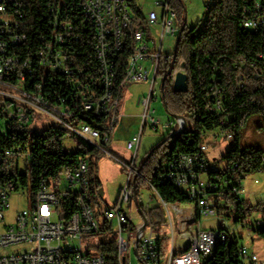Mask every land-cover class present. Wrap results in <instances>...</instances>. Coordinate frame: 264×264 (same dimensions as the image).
Segmentation results:
<instances>
[{"label": "built area", "instance_id": "built-area-1", "mask_svg": "<svg viewBox=\"0 0 264 264\" xmlns=\"http://www.w3.org/2000/svg\"><path fill=\"white\" fill-rule=\"evenodd\" d=\"M23 1L0 0L1 135L11 132V125L30 128L34 121L54 122L50 127H62L79 136L96 152L107 153L115 159L116 156L108 152L113 134L109 130L121 119L115 81L119 59L129 35L133 37L134 49L127 59L124 82L127 85L145 83L149 85V91L139 98L144 110L141 128L126 143L131 159L129 162L120 161L127 171L126 185L121 188L117 203L100 213L95 212L89 198L88 176L92 158L80 155L73 160L72 169L63 173L59 186L49 184L44 176H40L32 208L17 212L14 224L7 225L11 193L20 188L19 178L10 175L11 160L30 151L26 152L23 145L7 148L0 143V250L15 248L11 253L0 255V264H108L104 253L94 251L95 246L88 247L93 249V254L84 253L83 239L99 234L103 229H113L119 235L116 264H203L216 247L228 244L230 233L226 227L210 230L199 226L197 230L187 231L188 221L193 217L184 218V210L178 205L166 203L154 187L148 196L149 201H138V205L144 215L159 206L168 215L173 212L175 216H181L179 229L184 231L180 242L176 241L172 225V234L170 237L167 235L169 251L163 256L159 247V239L163 235L155 234L150 219L146 217L148 224L145 228L143 218L138 225L133 222L135 197L138 200L132 186L139 175L138 148L146 127L158 130L159 122L150 107L157 98V83L163 80L160 73L173 60L174 52L165 51L164 40L180 33L177 15L169 6L170 0H156L147 14L143 12L147 30L143 28L145 25L136 24L131 0H83L77 5V11L72 9L70 13L49 3L46 8L52 17L47 23L48 32L37 35L38 44L33 51L30 50L33 46L26 44L27 34L20 30V19L25 15L21 7ZM69 14L74 18H70ZM154 25L159 26L161 32L158 43L149 33V28ZM243 28L252 31L264 28L261 3L257 4L256 13L247 11ZM86 34L94 41L97 75L79 63L76 45ZM25 49L29 55L23 53ZM32 54L36 57H31ZM181 71L184 72V69ZM211 91L214 103L209 111L216 113L222 110L224 98L217 80ZM176 121L182 130L193 126L189 121L186 123L183 117ZM221 125L224 126L225 122L222 121ZM174 126L175 123H169L165 128L173 130ZM202 137L205 142L197 152L174 155L160 176L162 184L182 191L194 204L199 222L203 217L218 215V200L211 195L220 198L222 193V184L216 176L210 175L220 168L215 159L210 158L209 143H218L223 137L232 141L233 134L220 128L203 133ZM29 159L32 164L31 153ZM262 160L264 163V157ZM261 172L264 170L257 173ZM230 182L229 178H225L223 184ZM255 183L260 181L255 180ZM231 184V195L239 196L242 180ZM72 194L77 196V210L64 219L61 203ZM156 199L162 205L152 206ZM230 207L227 206L228 209ZM259 226H264V217ZM133 254L135 261L131 259ZM237 255L243 264L244 261L264 264V259L246 247H241Z\"/></svg>", "mask_w": 264, "mask_h": 264}, {"label": "trees", "instance_id": "trees-1", "mask_svg": "<svg viewBox=\"0 0 264 264\" xmlns=\"http://www.w3.org/2000/svg\"><path fill=\"white\" fill-rule=\"evenodd\" d=\"M83 0H24L21 4L24 17L20 19V30L27 34L26 44L33 51L37 46V35L48 32L47 23L52 17L47 11V4L52 3L60 6L64 11L77 9V5ZM133 11L137 18V25H147L138 0H131ZM261 3L264 10V0H215L205 6L204 26L202 29L195 27L191 30L184 27L185 8L181 0H170V8L176 13L180 31L183 29L179 40L176 42V61L167 66L160 75L162 79L171 71L165 82L163 96L167 105L166 111L172 117H183L193 126H189L181 135L171 138L178 129L174 126L172 132L164 140V144L149 157L144 164L145 158L138 165H143L141 173L135 179L133 187L136 190L138 201L141 200V191L151 190L154 187L161 198L169 204L181 205L192 202L180 190L169 184H162L160 176L164 167L176 154H193L205 142L202 135L213 132L220 128L233 134L230 141V149L223 158L227 162L225 168L212 172L218 182L222 184L225 199L228 205H234L238 215L236 223L246 221L244 203L237 194H232L231 183L244 179L245 176L264 170V152L260 150H247L241 148V136L247 127L249 120L254 115H259L264 120V28L260 30H246L243 22L248 10L256 13L257 4ZM77 11V10H76ZM70 18L74 15L69 14ZM89 34L83 35L80 43L76 45L80 65L87 71L97 75V62L95 60L94 41ZM88 36V37H87ZM26 46V45H25ZM134 41L129 35L126 38L125 50L119 59L117 78L115 81V96L120 103L126 91L127 84L124 82L127 70V59L133 54ZM29 55L28 50H23ZM31 57H36L35 54ZM174 57V53H173ZM184 69L187 75L188 92L177 93L174 91L175 73ZM217 80L219 89L223 95V108L221 111L212 113L209 107L214 103L211 87ZM225 125L222 126L221 122ZM115 126L109 131L113 132ZM11 132L6 136L0 134V143L7 148L20 145L28 150L33 156V163L27 167V172L22 174L19 170L10 173L18 177L22 186L31 192V201L38 188L39 177L44 176L49 184L59 186L62 183V175L72 169L73 160L80 155H97L93 147L85 142L79 143L78 151L70 154L65 151L63 140L66 136H74L62 127L52 126L44 134H39L32 128L21 125H11ZM173 139V140H172ZM213 150L218 143H211ZM210 147V148H211ZM216 162V161H215ZM217 165V163H216ZM218 167V165H217ZM219 168V167H218ZM97 173V162L90 164L89 177L94 178ZM225 178L231 181L228 185L223 184ZM95 181L90 184L89 198L96 194L98 185ZM239 199V200H238ZM61 215L68 219L77 210V196L69 195L61 203ZM144 209V207H143ZM103 209H100V213ZM145 217L149 218L153 229L161 230L168 224L165 211L159 207H153ZM264 217V213L263 216ZM106 229H103V231ZM256 234L264 239V226L256 229ZM230 233V232H229ZM226 245H219L213 254L206 258L203 264H243L238 257L240 247L237 241L231 240ZM159 247L163 256L169 251V237L165 234L159 239ZM98 251L104 253L108 264H116L118 251L116 242L98 246Z\"/></svg>", "mask_w": 264, "mask_h": 264}, {"label": "rangeland", "instance_id": "rangeland-1", "mask_svg": "<svg viewBox=\"0 0 264 264\" xmlns=\"http://www.w3.org/2000/svg\"><path fill=\"white\" fill-rule=\"evenodd\" d=\"M215 0H181L183 7L185 8L186 16V25L189 30L199 27L202 29L204 26V17H205V6L207 4L213 3ZM156 0H138L139 5L142 8V11L147 14L151 6L154 5ZM157 11H159L157 9ZM145 28V26L143 27ZM149 33L152 34L153 39L156 43L159 42L160 38V28L157 25H154L149 28ZM178 36L167 37L164 40L165 51L174 52L175 45L177 42ZM161 82L159 80L156 87L155 96L157 97L155 101L151 103V110H154V116L158 123V130H152L150 126L146 127L143 132L141 139V144L138 151V163L145 158L146 153H150L155 147L162 143L172 132L170 128H165L169 123H175L178 126V129L174 132L177 133L180 129V125L177 123L176 119L170 116L162 100L161 92ZM149 91V85L143 83H131L127 85L125 94L120 103V113L125 115L127 123V129L123 133L124 135H119L122 137L121 142L124 143L127 140L126 134L130 131H139L142 124V115L144 110L142 106L138 105L139 96L147 95ZM126 106V109H125ZM51 122V121H50ZM55 123L52 122L49 124V121L46 123L42 121H34L30 128L36 131L39 134H44L51 125ZM122 124L119 123L115 126L113 132V141L110 143L108 152L116 156L114 159L107 153H98L97 155H88L89 158H92L93 163L97 160V173L92 179L88 176L89 183L95 181V185H98L95 196L91 198L90 202L96 213L100 209H106L107 207L113 206V204L118 200L120 189L126 185L127 171L124 168L122 162H129L131 159V152L120 145L119 148H115L114 141L117 140L118 133ZM173 133V134H174ZM74 136H66L63 140L64 149L66 152L73 154L78 151V145L82 139L73 134ZM173 140V139H172ZM210 140V139H209ZM208 141V140H207ZM209 142H212L211 140ZM211 144V143H209ZM241 148L244 151L247 150H260L264 152V120L259 115H254L248 122L247 127L242 132L241 136ZM230 149V141L226 138H221L218 142V147L213 150L210 149V158L215 159L219 168H225L227 162L223 159L227 152ZM29 153L24 154L20 157H15L11 160L10 172H15L19 170L20 173L25 174L27 172V167H30L31 161L29 159ZM118 159V160H116ZM255 180H259L260 183L256 184ZM151 194V190L144 189L141 191V200L140 203H146L149 201L148 196ZM217 195L212 194L211 198L218 200V215L216 217H203L200 222L198 221V216L194 211V204H181L178 205L180 209L185 211L183 215L184 218L190 216L192 212L194 220L188 221L187 231L197 230L199 226L203 229L218 230L220 228L226 227L230 232L231 240L237 241L238 246L246 247L250 252H255L261 259H264V239L260 238L256 234V229L259 227V222L262 219L264 213V172L250 174L247 178L242 180V191L239 194L238 198L243 202L245 212H246V221L236 223L235 219L237 214L234 210V205H230V209L227 208L228 204L225 199V193L222 191L220 198ZM162 205L159 199L154 200L152 206ZM33 206L31 201V192L20 184V188L16 192L11 193V209L6 216L7 225L14 224L15 215L17 212L23 210H30ZM168 224L161 230H156L155 234L157 235H170L172 234V225L175 230L176 241L180 242V236L184 230L179 229V221L181 216H175L173 212L168 215ZM142 221V216L137 208V205L133 206V222L134 224H140ZM172 222V223H171ZM119 239V235L115 230L111 231H102L99 234L94 236L85 237L83 239L84 253L93 254V249H88V247H97L94 251L98 250V246L103 244H110L116 242ZM14 247H10L5 251L0 250L1 254L11 253L14 251ZM132 261H135V255H132ZM244 264H248L247 261H244Z\"/></svg>", "mask_w": 264, "mask_h": 264}, {"label": "water", "instance_id": "water-1", "mask_svg": "<svg viewBox=\"0 0 264 264\" xmlns=\"http://www.w3.org/2000/svg\"><path fill=\"white\" fill-rule=\"evenodd\" d=\"M186 24H187V23H186V18H185L184 27L186 26ZM184 27H183V29L180 31V33H179V35H178V38H177V41L179 40V37H180L181 33H182L183 30H184ZM176 47H177V45H176ZM176 57H177V50H174L173 63L176 61ZM172 71H173V66H172L171 71H170V72H169V73L163 78V80H162V85H161L162 100H163V103H164V107H165V108H167V105H166V103H165V99H164V96H163V92H164V88H165V82H166V80L168 79L169 75L172 73ZM187 79H188V78H187V75H186L185 72H182V71L178 72V73L176 74V76H175V79H174V91L177 92V93H186V92H188V83H187ZM174 118L177 120V119H179V118H181V117H174ZM185 120H186V123H187L188 120H187V119H185ZM184 131H185V129H184V130L179 129V131H178L177 133L172 134L171 138H175L176 136L181 135ZM164 142H165V141H163L162 143H160L157 147H155V148L149 153V155L147 156V158H146L145 161H144V164L148 161L149 157L153 154V152H155L158 148H160V147L164 144ZM144 164H143V165H144ZM143 165L138 169V174L141 173V169H142ZM134 192H135V195H136V191H135V190H134ZM135 202H136L137 207H138V209H139L140 215L142 216V218H143L144 221H145V223H144V228H145V226L148 224V222H147V219H146L145 215L143 214V212H142L140 206L138 205V200L136 199V197H135ZM144 228H143V229H144Z\"/></svg>", "mask_w": 264, "mask_h": 264}, {"label": "crops", "instance_id": "crops-1", "mask_svg": "<svg viewBox=\"0 0 264 264\" xmlns=\"http://www.w3.org/2000/svg\"><path fill=\"white\" fill-rule=\"evenodd\" d=\"M143 84H145V83H143ZM142 96V95H141ZM141 96H139V98L141 97ZM139 98H138V105L139 106H141L140 104H139ZM125 109H126V106H125ZM126 120V118H125V115H124V113L123 114H121V119H120V122L119 123H121L122 124V128H120V131H119V133H118V137H117V140H115L114 141V146H115V148H119L120 149V145H122V146H124V148L125 149H127L126 148V143L128 142V140L134 135V134H136L137 133V131H132V132H128L127 134H126V137H127V140L124 142V143H122L121 142V139H122V137H120L119 135H124L123 133L126 131V127H127V123H125L124 121ZM114 132V131H113ZM112 141H113V134H112ZM112 141H111V143H112ZM120 144V145H119ZM140 144H141V142H140ZM139 147H140V145H139ZM139 149V148H138ZM139 151V150H138ZM147 154V153H146ZM145 154V155H146ZM141 163V162H140ZM120 191H121V189H120ZM120 194V193H119ZM118 199H119V197H118ZM118 201V200H117ZM117 201L113 204V206L117 203ZM110 207H112V206H110ZM185 212V211H184ZM193 213H194V209H193ZM185 214V213H184ZM190 217H193V214H192V212L190 213V216H188L187 218H190ZM193 220H194V217H193Z\"/></svg>", "mask_w": 264, "mask_h": 264}]
</instances>
